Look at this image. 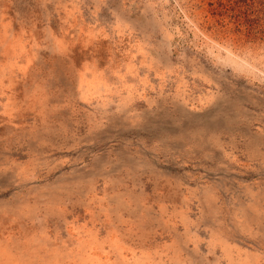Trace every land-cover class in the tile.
Masks as SVG:
<instances>
[{
    "label": "rangeland",
    "instance_id": "374dc122",
    "mask_svg": "<svg viewBox=\"0 0 264 264\" xmlns=\"http://www.w3.org/2000/svg\"><path fill=\"white\" fill-rule=\"evenodd\" d=\"M0 264H264V0H0Z\"/></svg>",
    "mask_w": 264,
    "mask_h": 264
}]
</instances>
